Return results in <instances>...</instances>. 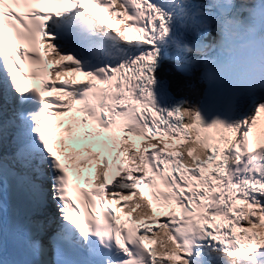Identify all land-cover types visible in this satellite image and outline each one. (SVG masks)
<instances>
[{
	"label": "snow or ice",
	"instance_id": "6c2138e0",
	"mask_svg": "<svg viewBox=\"0 0 264 264\" xmlns=\"http://www.w3.org/2000/svg\"><path fill=\"white\" fill-rule=\"evenodd\" d=\"M0 264H264V0H0Z\"/></svg>",
	"mask_w": 264,
	"mask_h": 264
}]
</instances>
